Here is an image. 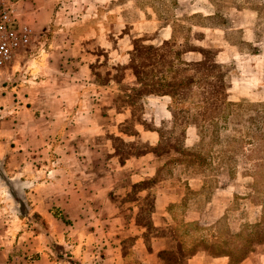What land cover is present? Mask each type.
I'll return each instance as SVG.
<instances>
[{
  "label": "crops",
  "instance_id": "1",
  "mask_svg": "<svg viewBox=\"0 0 264 264\" xmlns=\"http://www.w3.org/2000/svg\"><path fill=\"white\" fill-rule=\"evenodd\" d=\"M15 1L34 39L11 65L33 76L31 85L12 87V116L9 88L0 87V264H126L128 250L137 264H163L157 254L163 242L148 244L144 236L149 223L165 227L169 206L179 201L178 187L153 183L155 150L178 129L170 127L173 95L156 84L163 75L159 62L139 57L147 66L135 67V47L146 35V47L158 50L172 40V29L151 20L86 19L91 4L104 0ZM178 61L196 68L202 55L192 50ZM215 61L229 62L223 53ZM252 75L224 74L228 102L264 101V75ZM36 124L41 149L27 132ZM112 135L128 138L127 153L114 149L110 156L96 144ZM44 154L54 161L41 162ZM184 264L229 260L197 253ZM239 264H264V255Z\"/></svg>",
  "mask_w": 264,
  "mask_h": 264
},
{
  "label": "rangeland",
  "instance_id": "2",
  "mask_svg": "<svg viewBox=\"0 0 264 264\" xmlns=\"http://www.w3.org/2000/svg\"><path fill=\"white\" fill-rule=\"evenodd\" d=\"M94 6L95 8L91 4L86 19L89 16L94 20L104 19L105 16L109 20L120 17L128 24L138 20H151L157 22L158 26L172 29V40L164 43L158 50L146 47L149 39L146 35L137 40L135 67L145 68V60L139 57L149 58V55H153L160 64L156 65L158 72L163 73L156 84L165 85L167 89L172 87V92L166 90L165 93L173 95L177 102L187 95L183 94L180 85L187 84L189 80L194 82L193 88L197 92V87L204 85L201 83L204 81H207V85L218 88L217 86L222 85L221 80L225 82L226 73L236 72L244 79L256 78L252 75L253 71L255 75L258 72L264 75V0H104ZM81 12L86 13L85 10ZM192 50L199 51L202 62L196 67L198 73L192 74L189 79L181 75L184 68L189 69L184 66L186 63L176 62L172 57ZM25 51L26 49L21 50L16 56ZM219 53L227 58V65L216 63L215 57ZM168 58L169 61H166ZM14 66L15 64L0 68V87L9 88V106L6 111L9 116L14 114L12 102L17 97L12 87L18 84L31 85L27 80L33 76L27 71V67L21 73L17 65ZM116 77L119 79L120 74ZM219 91L217 93L221 96ZM1 104L0 99V107ZM258 104L247 100L239 102V106L233 109L235 121L231 119V123H206L200 128L199 136L196 128L188 131L187 126L184 139L181 130L190 118L186 114L187 108L182 106L176 115L179 128L174 122L170 124V127L178 128V134H165L155 150L159 157L153 161L158 170L156 178L167 188H179V201L169 206L166 226L160 230H163L161 233L164 237L169 236L180 250L183 249L184 256L191 255L200 248L218 254L228 252L236 246V234L246 231L264 218V172L260 174L255 170L256 166L264 163H251L246 157L251 148L245 145L249 141L244 122L249 117L256 116ZM223 112L227 114L231 109L225 108ZM27 132L35 146L37 141L34 137L40 136V124L31 125ZM253 133L254 130H251L250 136ZM125 142H129L128 138L112 135L109 139L98 140L96 144L103 145L101 149L110 151L112 156L114 149L122 155L128 152ZM50 144L51 142L49 147ZM36 146L39 147V144ZM137 149L139 151L140 148ZM259 154L264 156L262 148ZM227 156H233V160L227 159ZM42 157L45 161L41 162L45 164L54 161L53 154H44ZM3 162V155L0 153V163ZM150 206L148 200L144 210L148 212ZM261 230L263 234L264 227ZM253 233L247 230V234ZM259 241L264 244V237L260 236ZM262 249L256 247L250 256L264 255ZM180 250L174 249L172 255H167V259L181 263ZM238 258L239 256L233 258L230 264H235ZM126 262L137 264L131 256ZM11 264L18 263L16 261Z\"/></svg>",
  "mask_w": 264,
  "mask_h": 264
},
{
  "label": "trees",
  "instance_id": "3",
  "mask_svg": "<svg viewBox=\"0 0 264 264\" xmlns=\"http://www.w3.org/2000/svg\"><path fill=\"white\" fill-rule=\"evenodd\" d=\"M173 58L177 61L179 55L174 54V57H172V59ZM197 70H198L197 68H189L187 70H185L184 68V70L181 72V75H183L182 77L187 76V78L189 77L190 79V76H192V74L194 75L198 73ZM168 71L170 72V70ZM220 82L222 83V85L217 86L218 88H220V91L218 88L212 86L211 84L207 85L206 84L207 81L201 82L204 83V85H200L199 87H197L196 89L197 92H195L193 88L194 82H192V80H189V82H187V84L183 86L180 85V88L183 90V94H187V95L185 97L182 95L184 99L180 100L179 102H177V100H174L171 110L174 115V123L177 124L176 115L179 114V111H181L182 106L183 108H187L186 114L189 115L190 119H187L184 126L182 127L181 131H182L183 139L185 135L184 130L186 129L187 126L193 125L196 128V131L198 132V136H199V130H201L200 128L202 127V125H205L206 123L217 124L219 121H225L231 123V119L232 121H235L234 118L236 117V115L233 114V109L239 106V102L247 99L240 100L239 102L236 103L228 102L225 97L226 83L223 80H221ZM171 88H168L167 90L172 92L173 90ZM217 90L220 93H222L221 96L218 95ZM258 103H259L258 104L259 110L256 112V116L249 117L244 122L247 125L246 137H248V141H249L245 145H248V147L251 148L249 150L250 154L247 155L246 157L251 163L254 164L264 163V156L259 154L261 148L264 150V102L261 101ZM225 108L231 109V112L224 114L223 111ZM177 127L179 128L178 124ZM251 130H254L252 136H250ZM172 135H175V133ZM158 158L159 157L157 156V159ZM226 158L231 161L233 160V156H227ZM255 168H256L255 170L258 171L260 174L264 172V165H258ZM157 171L158 170H156V174L153 177V181H154L153 183L162 182L160 179L156 178ZM54 216L59 217L55 213ZM146 227L147 230L144 236L146 243L149 244L151 240L159 241L160 239V241L163 242L164 244V248L161 251H158L157 253L160 262L163 264H184L187 261V259H189L191 256L197 253H202L205 256H210V257H218V256L227 257L229 260V264L231 263L233 258L239 256L238 258L239 260H237L235 263V264H239L243 260L247 259L250 256V254L254 253L256 247H259L260 249L263 248L262 251L264 252V244L259 241L260 236L264 237V232L262 234V230H261L264 227V218H262V220L258 224H255L254 226L247 228V230H251L255 234L254 233L253 235L247 234V230L240 231L238 234L235 235L234 241L236 242V246L233 247L231 250H228V252L220 253V254L213 253L210 251L208 252V250L200 248L196 250V252H194L193 254L184 256L182 253L183 249L180 250L179 246H176L174 240L169 238V236L164 237V235H162L161 232L163 230L153 228L152 225H150V223L147 224ZM255 239H257L256 242L252 243V241H254ZM174 249L175 250L177 249L178 251L180 250V255L182 257L180 258L179 261L181 263H176L167 259V255L168 256L172 255ZM149 250L152 251L151 249ZM130 256L132 257V259H134V253L128 250L127 252H125V257L123 260L125 261ZM124 263L127 264L128 262H124Z\"/></svg>",
  "mask_w": 264,
  "mask_h": 264
},
{
  "label": "built area",
  "instance_id": "4",
  "mask_svg": "<svg viewBox=\"0 0 264 264\" xmlns=\"http://www.w3.org/2000/svg\"><path fill=\"white\" fill-rule=\"evenodd\" d=\"M33 39L32 28L20 20L17 2L0 0V68L9 67L16 54L27 50Z\"/></svg>",
  "mask_w": 264,
  "mask_h": 264
}]
</instances>
